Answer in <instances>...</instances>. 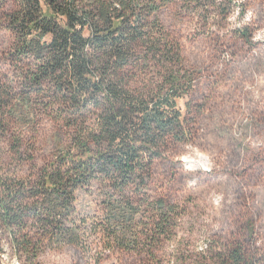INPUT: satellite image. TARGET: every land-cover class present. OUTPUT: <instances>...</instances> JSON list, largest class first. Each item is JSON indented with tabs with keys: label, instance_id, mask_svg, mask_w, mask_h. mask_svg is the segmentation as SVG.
<instances>
[{
	"label": "trees",
	"instance_id": "16d2710c",
	"mask_svg": "<svg viewBox=\"0 0 264 264\" xmlns=\"http://www.w3.org/2000/svg\"><path fill=\"white\" fill-rule=\"evenodd\" d=\"M175 1L0 0L12 36L0 67V136L11 163L33 161L45 121L66 137L33 174L0 167V230L21 258L38 264L47 244L80 245L85 228L103 231L106 250L146 247L155 256L175 232L176 207L150 196L155 163L191 130L178 102L190 97L194 73L158 16ZM84 189L104 199L99 225L77 213ZM254 233L247 225L209 237L182 264H264Z\"/></svg>",
	"mask_w": 264,
	"mask_h": 264
},
{
	"label": "rangeland",
	"instance_id": "374dc122",
	"mask_svg": "<svg viewBox=\"0 0 264 264\" xmlns=\"http://www.w3.org/2000/svg\"><path fill=\"white\" fill-rule=\"evenodd\" d=\"M215 2L190 6L176 0L158 15L194 73L190 97L178 102L191 127L189 140L155 163L150 190L152 200L162 198L176 207L171 238L152 256L146 247L106 250L103 231L85 228L80 245L39 248L38 264H182L184 255L205 251L209 237L228 239L247 225L264 253V0ZM11 43L0 12V67ZM65 144L64 133L45 121L33 161L20 166L11 163L1 135V172L33 174ZM104 204L88 190L77 192V213L89 223L105 219ZM139 217L146 223V212ZM0 264H32L14 250L4 229Z\"/></svg>",
	"mask_w": 264,
	"mask_h": 264
}]
</instances>
